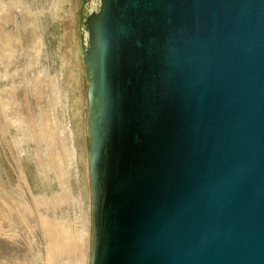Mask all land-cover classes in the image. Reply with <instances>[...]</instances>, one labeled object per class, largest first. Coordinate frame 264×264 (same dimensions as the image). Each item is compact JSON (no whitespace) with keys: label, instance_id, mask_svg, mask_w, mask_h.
I'll use <instances>...</instances> for the list:
<instances>
[{"label":"water","instance_id":"95a60500","mask_svg":"<svg viewBox=\"0 0 264 264\" xmlns=\"http://www.w3.org/2000/svg\"><path fill=\"white\" fill-rule=\"evenodd\" d=\"M82 19L90 264H264V0H99Z\"/></svg>","mask_w":264,"mask_h":264},{"label":"rangeland","instance_id":"374dc122","mask_svg":"<svg viewBox=\"0 0 264 264\" xmlns=\"http://www.w3.org/2000/svg\"><path fill=\"white\" fill-rule=\"evenodd\" d=\"M96 4L89 0V10ZM78 6L0 0V264L91 262Z\"/></svg>","mask_w":264,"mask_h":264},{"label":"bare ground","instance_id":"6f19581e","mask_svg":"<svg viewBox=\"0 0 264 264\" xmlns=\"http://www.w3.org/2000/svg\"><path fill=\"white\" fill-rule=\"evenodd\" d=\"M97 2L96 7L94 8V10H89V7L87 4H89V0H86V2H84V0H79V6H78V12H77V27H78V45H79V52H80V57H81V61H82V71L84 72L83 74L86 76L87 71L85 70V60L83 59V55H82V47H81V37H84V42L86 44H88V37H87V30L85 29V24L84 21L85 19H82L81 22H79V18H80V14L83 12L85 14V17L88 15V13L92 12V11H96L98 4H99V0H95ZM90 73H88L89 75ZM86 82H87V100H89V88L90 85L92 84V77H85ZM92 90V88H91ZM91 110V107H90ZM90 115L87 113V117H86V134L88 137V140L90 138H92V130H91V121H90Z\"/></svg>","mask_w":264,"mask_h":264}]
</instances>
